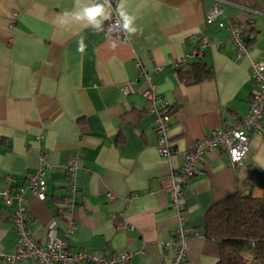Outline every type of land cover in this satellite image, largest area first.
I'll return each instance as SVG.
<instances>
[{
    "label": "crops",
    "instance_id": "obj_1",
    "mask_svg": "<svg viewBox=\"0 0 264 264\" xmlns=\"http://www.w3.org/2000/svg\"><path fill=\"white\" fill-rule=\"evenodd\" d=\"M213 3L126 0L139 29L131 38L127 34L126 42L79 23L61 26L58 17L73 11L75 0H0V188L7 177L13 187L25 185L26 174L37 170L41 154L46 157L45 198L25 195L35 240L62 235L66 166L77 157L78 205L70 247L109 255L125 249L131 253L127 264L170 263L166 241L177 228L166 192L170 172L182 162V150L246 115L253 86L249 63L264 57V14L243 8L264 13V0L223 3L225 23L251 19L256 31L240 59L233 56L228 30L204 23ZM81 41L83 51L78 50ZM205 41L202 56L190 61L204 63L212 73L189 82L173 61ZM136 61L149 72L158 103L170 109L175 153L169 157L156 149L154 114L143 96L148 84ZM196 168L199 173L182 188L183 227L189 234L182 264H214L219 247L203 234L205 213L234 191L264 197V137L251 136L250 151L236 169L222 149L208 151ZM12 211L0 200V251L5 253L16 241Z\"/></svg>",
    "mask_w": 264,
    "mask_h": 264
},
{
    "label": "built area",
    "instance_id": "obj_2",
    "mask_svg": "<svg viewBox=\"0 0 264 264\" xmlns=\"http://www.w3.org/2000/svg\"><path fill=\"white\" fill-rule=\"evenodd\" d=\"M118 0H111L112 7ZM225 0H214V3L206 10L204 23H216L219 28L228 30V41L231 43L233 56L240 59L247 55L249 46L243 36V31L253 27L252 20L248 19L245 23H225L223 20V3ZM253 15L264 14L257 10L243 7ZM117 16L112 12V17L105 26V31L117 38L129 42L127 34L115 27L109 31V26L115 25ZM206 41L201 43L190 54L175 59L173 63L188 61L199 58L203 54V47ZM139 74L143 76L148 84L143 96L151 103L150 110L154 114L153 128L157 136L156 149L164 157H169L175 153L169 140V127L171 114L166 102H159L155 86L150 79L149 72L136 61ZM249 74L253 86L250 91L248 101V111L245 116L239 117L233 123L214 128L204 137L196 140L193 145L180 152L182 162L170 172V184L166 192L170 198V207L176 217L177 228L174 234L166 241V246L171 249L172 257L169 264H182L185 256L189 234L184 229L185 205L182 198V188L187 180L199 173L196 164L202 161L204 155L211 150L222 149L226 151L230 166L236 169L244 164L250 151V140L254 134L264 137V57L252 59L249 63ZM124 92H127L124 89ZM40 139V136H36ZM39 167L33 173L25 176V185L13 187L7 177L6 184L0 188V200L5 206H13L12 223L16 233V241L12 252L5 253L0 251V264H16L20 261H34L37 264H127L131 253L122 249L112 255L107 251L91 252L81 248H71L68 239L76 229L73 219V212L78 202L77 170L79 168L78 158L70 157L66 166L67 195L60 206L65 219V228L60 237H51L46 242L35 240L30 234L28 227L29 213L25 205L26 192L42 200L45 198L43 169L47 166L46 157L41 154ZM245 191L244 193H247ZM109 199L113 198V193L107 192Z\"/></svg>",
    "mask_w": 264,
    "mask_h": 264
},
{
    "label": "trees",
    "instance_id": "obj_3",
    "mask_svg": "<svg viewBox=\"0 0 264 264\" xmlns=\"http://www.w3.org/2000/svg\"><path fill=\"white\" fill-rule=\"evenodd\" d=\"M255 32L253 27L243 31L246 45H251ZM175 66L189 82L212 73L209 66L194 60ZM202 231L218 244L219 257L214 264H264V197L234 191L215 201L205 213Z\"/></svg>",
    "mask_w": 264,
    "mask_h": 264
},
{
    "label": "clouds",
    "instance_id": "obj_4",
    "mask_svg": "<svg viewBox=\"0 0 264 264\" xmlns=\"http://www.w3.org/2000/svg\"><path fill=\"white\" fill-rule=\"evenodd\" d=\"M112 4L111 0H75V8L73 11H65L60 17H58V23L61 26H66L71 23H79L84 28H92L95 32L105 31V21L112 17ZM117 20L115 25L109 26V31L115 27L117 30H121L128 34L129 38L136 34L139 29L136 26V16L130 14L126 10V0H119L116 5ZM111 48L115 49L117 44L115 41L111 42ZM79 51L84 50L83 42Z\"/></svg>",
    "mask_w": 264,
    "mask_h": 264
}]
</instances>
